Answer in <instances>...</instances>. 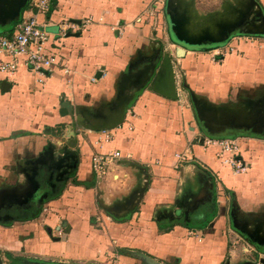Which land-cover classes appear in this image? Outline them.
<instances>
[{
    "label": "crops",
    "instance_id": "obj_1",
    "mask_svg": "<svg viewBox=\"0 0 264 264\" xmlns=\"http://www.w3.org/2000/svg\"><path fill=\"white\" fill-rule=\"evenodd\" d=\"M15 1L5 0V11ZM236 1L210 0L215 24L210 28L221 30L216 31L220 36L231 21L218 12ZM169 2L56 0L46 27L53 39H58L63 20L77 28L91 21L86 31H69L61 40V65L45 84L24 69L10 81L0 74V264H223L225 258H235L229 243L233 246L236 238L230 234L243 236L256 226L250 236H264V142L250 138L240 144L239 160L247 169L235 174L218 158V147L206 148L208 138L186 119L185 93L178 89L177 99H171L156 87L167 56L161 55L163 46L178 63L190 55L209 58L205 95L230 113L251 98L249 89L242 95V87L253 85L257 93L264 85V35L238 30L224 43L199 50L173 44ZM254 3L264 17V0ZM155 11L166 19L163 31L155 27ZM15 25L0 24V37H8ZM180 48L185 49L183 57ZM201 68L195 70L200 73ZM235 88H240L236 98L229 100ZM129 99L134 104L124 120L132 131L127 125L107 130L113 135L107 141L102 131L89 127ZM66 130L74 137L63 146ZM116 151L130 160L97 182L93 156ZM222 191L233 196L232 214L230 199L222 206L216 197ZM214 204L216 217L206 227L185 226L195 225L199 216L205 223ZM227 216L241 220L236 230H227ZM258 257L264 263V253Z\"/></svg>",
    "mask_w": 264,
    "mask_h": 264
},
{
    "label": "rangeland",
    "instance_id": "obj_2",
    "mask_svg": "<svg viewBox=\"0 0 264 264\" xmlns=\"http://www.w3.org/2000/svg\"><path fill=\"white\" fill-rule=\"evenodd\" d=\"M236 1V0H235ZM255 0H238L235 3H232L230 6V9H227L226 11L222 10L221 12H218L219 17H223L225 19H229L231 21V25H236L239 22H242L243 20H246L248 24H244L243 28L240 30L242 32H258L263 29V25H253L252 21L254 18L259 15H262L261 9L259 6H256V3H254ZM209 3L210 0H170L169 6L172 10L170 15L179 23L182 25V31L184 34L191 38H200V35L205 32L215 35L217 34L216 38L220 39L222 36H220L216 31L221 30H215V28H210L214 24V21L210 17V10H209ZM15 7L8 6V9H14ZM263 10V9H262ZM216 14V13H213ZM166 19L164 17V25H165ZM164 27V26H163ZM213 32H212V31ZM163 31V28H162ZM232 37V36H231ZM165 47H169L171 44L169 41H167L166 44H164ZM208 44H203L202 46H206ZM210 45V44H209ZM202 46L199 47H187L188 49L193 50H199ZM166 48H161V55H164L166 57H169V52L165 53ZM176 55V53H175ZM170 58V57H169ZM165 62V66L162 70H160L159 74V83L156 84V87L158 90L163 91H171L173 88H175V91L178 92L182 91L185 95V100H183V106L184 109V115L187 120H191L194 128H199L198 122L196 120L194 111H193V104L192 100H197L202 105L203 113L204 114H210V112L214 113L212 116L214 117L215 122H224L225 118H236L238 122H242L245 124H253L255 120H260L264 125V92L262 89H264V85L258 86V89L261 87V91L257 93H253L254 87L253 85L248 88V85H245L242 87L246 90L249 89L251 92L249 94V91L245 90L242 92V95H247V92L250 99H246L243 104H239L238 108L230 110V113H228V110L219 108V106L216 104L217 100H210L207 98V95H205V90L207 88H210L209 81H210V69H211V62L209 58L203 59L200 61L199 56L197 55H190L189 58H186L184 62L178 63V58L176 56L171 57L170 61ZM169 63V65L167 64ZM201 66L203 69L202 71L197 72L195 68H198ZM257 87V86H256ZM240 88H235L232 95L229 96V100H235L237 91ZM256 92V91H255ZM240 93V92H238ZM241 95V96H242ZM240 96V97H241ZM187 97V98H186ZM245 97V96H244ZM242 99V98H241ZM219 104V102H218ZM200 105V106H201ZM234 108V107H232ZM191 110V112H190ZM216 125V124H215ZM201 132V131H200ZM202 133V132H201ZM203 134V133H202ZM204 135V134H203ZM237 142L239 144L245 145L250 139V137H235ZM257 141L264 142V139H254ZM223 192V193H222ZM220 192V194L216 195L218 196L220 204L224 206L225 198L230 199V202L227 203V205L230 203V210L231 214L233 213L234 206L231 205L233 196L231 194H225L224 191ZM192 216H196L197 212L193 211ZM223 216H219V221L222 220ZM235 216H227V230L234 228L236 230L237 223L239 224L241 222L240 219H236ZM240 220V221H239ZM218 221V222H219ZM193 222V221H192ZM223 222H221L222 224ZM194 224V223H193ZM218 224V223H217ZM256 226L251 229H249V234H244L234 236L233 234H230L236 239H234L235 244L233 243V246H229L232 251H234V257L233 260H230L228 258H225L223 264H242L243 262L250 261L253 262L256 261V264L259 262L258 253L260 250L257 248H254L251 244V240L247 238L246 235H251L253 232H257V229H255ZM238 231V230H237ZM247 233V232H246ZM257 234V233H254ZM257 236V235H256ZM245 240H244V239ZM259 239L264 240V236H260ZM259 239L254 237V240ZM249 242H247V241ZM261 242V241H260ZM252 246H251V245ZM256 252H255V250Z\"/></svg>",
    "mask_w": 264,
    "mask_h": 264
},
{
    "label": "built area",
    "instance_id": "obj_3",
    "mask_svg": "<svg viewBox=\"0 0 264 264\" xmlns=\"http://www.w3.org/2000/svg\"><path fill=\"white\" fill-rule=\"evenodd\" d=\"M28 11L22 16L21 20L16 23L13 31L7 37H0V74L5 76L6 81H10L20 70L24 69L40 76L39 84H45V81L53 75L60 63V57L57 50L60 48L61 40L67 36L69 31L84 32L89 27L91 21L85 20L81 28H77L75 24L63 20L58 23L59 32L58 39H53L46 27L50 25V15L53 14L56 7V0H29ZM155 10L158 6L154 7ZM157 30L164 28V22L159 16L162 12L155 11ZM45 17L46 22H40V18ZM159 20L162 24L159 23ZM258 42V39L252 40ZM92 82H96L92 78ZM127 125L129 131L133 130L130 121L124 122L118 126L122 128ZM107 130L102 131L107 141L113 139L111 133ZM74 137V132L66 130L61 134L63 146L69 145V140ZM206 148L212 146L218 147V158L223 163L231 166L235 174L244 172L247 167L239 160L241 155V146L237 140H213L205 139L203 142ZM130 156H124L120 151L109 154H96L91 160L93 174L97 182H101L109 174V172L119 166L121 161L128 162ZM257 264H264L259 261Z\"/></svg>",
    "mask_w": 264,
    "mask_h": 264
},
{
    "label": "water",
    "instance_id": "obj_4",
    "mask_svg": "<svg viewBox=\"0 0 264 264\" xmlns=\"http://www.w3.org/2000/svg\"><path fill=\"white\" fill-rule=\"evenodd\" d=\"M2 6H1V12H0V24H9L12 25L14 23H17L20 20V17L22 15V11L26 8V6L29 3V0H17L15 1L14 9H11L9 11H5V0H1ZM172 11H167L166 16L170 28V35L171 38L176 41L177 43L181 44L184 47H199L202 46L203 44H215V43H224L227 41L233 34H235L239 29H236L238 26H244V24H247L248 22L246 20H243L242 22L239 23V25H231L228 26L227 28H223L221 32V38L220 39H215L212 38L208 34H204L200 38H191L187 36L186 34L183 33L182 31V25L172 17L169 13ZM262 18V19H260ZM263 22V27H264V17L262 14V17H259L258 15L254 18L255 23L257 21ZM242 29V28H241ZM239 32H242L239 30ZM250 34L254 35H264L263 32H250ZM185 55V49L180 48L179 50V56L183 57ZM165 61L168 62L170 61L169 57L165 58ZM169 65V63H167ZM163 66H165V62H163ZM164 68V67H163ZM9 87V84L4 82L3 86ZM153 89V88H152ZM160 92L171 99H177V94L175 91V88H173L171 91H163L160 90ZM133 100H124L121 101L117 108L105 119L102 121L94 122L89 125V127L95 131H104V130H112L113 128H117L124 122L125 115L127 113V110L129 109L128 107L130 106L131 102ZM192 106H193V111L195 113V117L197 119V122L199 124V127L202 129L204 135L213 140H236L235 137H250L254 139H264V125L260 120H255L253 124H245L242 122H238V120L235 118H225L224 122H215L214 117L212 114H204L203 110L200 108L198 103L194 100H192ZM69 107V104H68ZM79 125H83L84 123V118L78 116L77 118ZM217 125V128L213 129L214 125ZM228 129H233V130H238L241 131L243 135L236 136H226L223 135V133L228 130ZM222 134V135H221ZM106 212L111 214L110 209H105ZM243 234V233H242ZM247 238H249L251 241H253L252 236L246 235ZM256 246L258 247H263L264 242H258L257 240L253 241Z\"/></svg>",
    "mask_w": 264,
    "mask_h": 264
},
{
    "label": "flooded vegetation",
    "instance_id": "obj_5",
    "mask_svg": "<svg viewBox=\"0 0 264 264\" xmlns=\"http://www.w3.org/2000/svg\"><path fill=\"white\" fill-rule=\"evenodd\" d=\"M1 6H2V3H1V0H0V12H1ZM168 26H169V24H168ZM241 28H242V26H238V27H236V29H239V30H241ZM169 31H170V28H169ZM187 48V47H186ZM195 114V113H194ZM197 120V119H196ZM199 125V124H198ZM218 126L217 125H214L213 126V129L214 128H217ZM200 128V127H199ZM202 133H203V131H202V129L200 128L199 129ZM204 134V133H203ZM222 135V134H221ZM223 135H226V136H232V135H236V136H240V135H243L242 134V132L241 131H238V130H233V129H228V130H226L224 133H223ZM66 158V157H65ZM69 160L70 161H73L74 162V160L71 158V157H69ZM74 163H72L71 165H73ZM199 218L200 219H197V220H193V223L195 224V225H198L199 223L200 224H203L204 223V221H205V218H204V216H199ZM253 241H254V238H253ZM257 247V249L258 250H260L261 252H263L264 253V246L263 247H258V246H256Z\"/></svg>",
    "mask_w": 264,
    "mask_h": 264
},
{
    "label": "trees",
    "instance_id": "obj_6",
    "mask_svg": "<svg viewBox=\"0 0 264 264\" xmlns=\"http://www.w3.org/2000/svg\"><path fill=\"white\" fill-rule=\"evenodd\" d=\"M171 42L173 43V44H177V43H175V41H173V40H171ZM132 104H134V100L131 102V104H130V106L128 107V108H130L131 106H132ZM216 214H217V208H216V206H215V204L211 207V209H210V216H209V219L204 223V224H201V225H191V224H188V225H185V226H188V227H193V226H196V227H200V228H202V227H206L207 225H208V223L210 222V221H212L213 219H214V217H216ZM252 244L253 245H255L256 246V244L254 243V242H252Z\"/></svg>",
    "mask_w": 264,
    "mask_h": 264
}]
</instances>
